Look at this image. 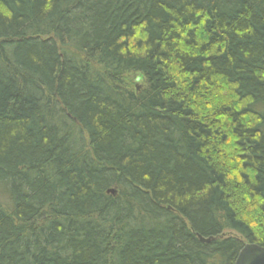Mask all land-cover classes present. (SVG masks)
<instances>
[{"label": "trees", "instance_id": "1", "mask_svg": "<svg viewBox=\"0 0 264 264\" xmlns=\"http://www.w3.org/2000/svg\"><path fill=\"white\" fill-rule=\"evenodd\" d=\"M247 243L264 0H0V264H235Z\"/></svg>", "mask_w": 264, "mask_h": 264}, {"label": "water", "instance_id": "2", "mask_svg": "<svg viewBox=\"0 0 264 264\" xmlns=\"http://www.w3.org/2000/svg\"><path fill=\"white\" fill-rule=\"evenodd\" d=\"M140 77H137L136 81H138ZM140 89L139 86L136 87L138 91ZM108 193L114 194V190H108ZM200 241L208 242V240H204L198 237ZM235 264H264V247L256 246L251 243H247L243 246V248L239 251V254L234 261Z\"/></svg>", "mask_w": 264, "mask_h": 264}, {"label": "rangeland", "instance_id": "3", "mask_svg": "<svg viewBox=\"0 0 264 264\" xmlns=\"http://www.w3.org/2000/svg\"><path fill=\"white\" fill-rule=\"evenodd\" d=\"M138 76H136L135 78L131 79V85L136 89L137 86H139L140 88L142 87V83L140 82V79L138 81H136Z\"/></svg>", "mask_w": 264, "mask_h": 264}]
</instances>
